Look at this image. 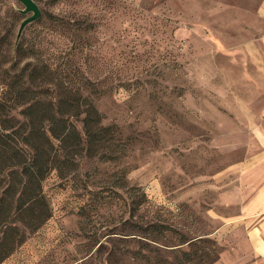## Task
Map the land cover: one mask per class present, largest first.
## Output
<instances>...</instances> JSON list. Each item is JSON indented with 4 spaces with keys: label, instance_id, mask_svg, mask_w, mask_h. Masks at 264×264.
Masks as SVG:
<instances>
[{
    "label": "rangeland",
    "instance_id": "rangeland-1",
    "mask_svg": "<svg viewBox=\"0 0 264 264\" xmlns=\"http://www.w3.org/2000/svg\"><path fill=\"white\" fill-rule=\"evenodd\" d=\"M35 1L19 35L29 13L0 0V96L37 65L106 128L48 173L52 214L0 264H254L264 0Z\"/></svg>",
    "mask_w": 264,
    "mask_h": 264
},
{
    "label": "trees",
    "instance_id": "trees-1",
    "mask_svg": "<svg viewBox=\"0 0 264 264\" xmlns=\"http://www.w3.org/2000/svg\"><path fill=\"white\" fill-rule=\"evenodd\" d=\"M36 69L37 65L30 77L14 75L8 97L0 96V263L52 214L43 190L48 173L53 168L63 171L64 165H75L81 149L106 128L93 101L81 107L83 92L68 100L67 93L38 88L42 85L38 78H49L46 72L37 75ZM52 71L48 65V72ZM10 100L23 105L16 111L20 116L8 107ZM80 113L83 134L74 119ZM56 144L65 149L63 155L57 153L60 148Z\"/></svg>",
    "mask_w": 264,
    "mask_h": 264
},
{
    "label": "crops",
    "instance_id": "crops-1",
    "mask_svg": "<svg viewBox=\"0 0 264 264\" xmlns=\"http://www.w3.org/2000/svg\"><path fill=\"white\" fill-rule=\"evenodd\" d=\"M259 171V170H257ZM261 178H257L256 181H260ZM261 193L259 194L258 204L259 207L256 210V213H261V216L264 214V187L261 189ZM260 232L251 230L249 232V241L252 246V256L254 259L252 263L254 264H264V216L261 218L259 222Z\"/></svg>",
    "mask_w": 264,
    "mask_h": 264
},
{
    "label": "water",
    "instance_id": "water-1",
    "mask_svg": "<svg viewBox=\"0 0 264 264\" xmlns=\"http://www.w3.org/2000/svg\"><path fill=\"white\" fill-rule=\"evenodd\" d=\"M24 7L21 8V11L25 14L29 13L21 22L20 28H19V35L22 33L25 26L36 20L41 15V8L38 5V3L35 0H20Z\"/></svg>",
    "mask_w": 264,
    "mask_h": 264
}]
</instances>
